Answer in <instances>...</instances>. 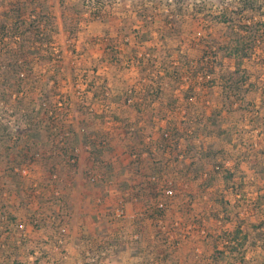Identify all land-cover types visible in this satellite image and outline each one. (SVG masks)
Here are the masks:
<instances>
[{
	"label": "rangeland",
	"instance_id": "374dc122",
	"mask_svg": "<svg viewBox=\"0 0 264 264\" xmlns=\"http://www.w3.org/2000/svg\"><path fill=\"white\" fill-rule=\"evenodd\" d=\"M0 23L31 39L0 35V264H264V0H0Z\"/></svg>",
	"mask_w": 264,
	"mask_h": 264
},
{
	"label": "trees",
	"instance_id": "16d2710c",
	"mask_svg": "<svg viewBox=\"0 0 264 264\" xmlns=\"http://www.w3.org/2000/svg\"><path fill=\"white\" fill-rule=\"evenodd\" d=\"M250 6H251V4L250 5H240L241 9H243V8L247 9ZM228 8H230V7H228ZM223 16L224 17H222V20L224 22H228L229 20H228V17L226 15V11H225ZM28 24H29V27H28L29 29H31V30L35 29V31L39 30V23L35 24L34 21H32V22L30 21ZM4 26H5L4 23H0V30H1L0 31V35H3L5 33V30H6L7 33H9L10 35H13V38L21 39L22 43L20 44L18 49L20 50L21 54L24 56V54H23L24 51L23 50L27 49L30 46L29 45V40H31L30 39V33H29L30 30H25V32H21V33L19 32L18 33V30L21 27H20V25L18 26V24H15L14 25V31H16V33H18V35H16V34H12L11 32H9V29H6V27H4ZM18 49H16V50H18ZM240 49H241L240 46H235L234 47V52L235 53H233V54L237 55L238 57L239 56L241 57V54H244V55H242V57H245V56L250 57L251 56L250 53H247V52L240 54L239 53ZM23 58L25 59L26 63H28V59L26 57H23ZM14 60H15V58H14ZM5 67L7 68L8 72H9V78L12 77L14 74H16V76H18V74H20L21 66H20V63H18L17 61L8 62V63L5 64ZM2 134H4V132ZM0 140H1V137H0ZM93 145H94V143H93ZM0 146H1V143H0ZM235 236H237V234H235ZM218 253H220V258H223V251H218ZM9 264H26V263H22L20 261H12ZM32 264H37V263H32Z\"/></svg>",
	"mask_w": 264,
	"mask_h": 264
},
{
	"label": "built area",
	"instance_id": "2783aa9c",
	"mask_svg": "<svg viewBox=\"0 0 264 264\" xmlns=\"http://www.w3.org/2000/svg\"><path fill=\"white\" fill-rule=\"evenodd\" d=\"M90 179H91V181H94L95 179H96V177L95 176H91L90 177ZM166 195H170L171 194V189H166L165 191H163ZM162 206V203H159V207H161Z\"/></svg>",
	"mask_w": 264,
	"mask_h": 264
}]
</instances>
